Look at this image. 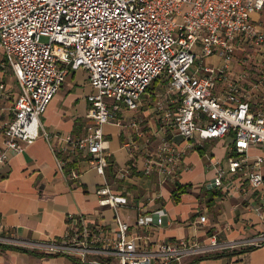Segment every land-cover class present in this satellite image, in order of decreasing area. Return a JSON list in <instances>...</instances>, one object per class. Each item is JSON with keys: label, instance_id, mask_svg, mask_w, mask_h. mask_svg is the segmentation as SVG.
I'll list each match as a JSON object with an SVG mask.
<instances>
[{"label": "built area", "instance_id": "2783aa9c", "mask_svg": "<svg viewBox=\"0 0 264 264\" xmlns=\"http://www.w3.org/2000/svg\"><path fill=\"white\" fill-rule=\"evenodd\" d=\"M259 13H264V0H0V52L20 87L11 116L0 120V164L8 153L20 155L47 136L41 116L69 74L83 69L95 91L88 97L86 116L92 123L78 138L54 136L60 151L86 153L90 166L104 175L109 166L104 125L123 126L117 118L121 106L139 111L143 96L156 82L154 109L161 140L154 154L145 151L144 175L156 169L170 179L180 168L184 152L168 138L169 132L181 136L189 149L195 146L193 139L203 144L233 136L226 166L206 154L214 174L211 185L222 188L226 177L237 176L238 184L262 191L264 206V160L249 154L252 147L264 145V101L252 108L241 86L246 74L229 82L239 45L264 53V32L252 20ZM213 56L222 58L221 66L206 63ZM223 82L228 83L225 93L216 95ZM253 88L264 89V74ZM142 123L140 117L133 118L128 127L149 144ZM134 156L125 173L115 172L117 179L138 168ZM60 167L65 163L60 161ZM70 177L77 178V172L72 170ZM97 195L99 206L114 212L108 231L106 224L69 216L63 239L33 248L47 256L74 257L82 264H187L188 259L214 255L225 246L235 249L264 242V235L257 242L228 244L216 235L204 241L155 242L154 228L168 222L165 209L147 211L138 205L131 224L120 215V209L129 205L128 197L107 184ZM205 222L206 216H200L196 225L201 228Z\"/></svg>", "mask_w": 264, "mask_h": 264}, {"label": "crops", "instance_id": "0c3cea01", "mask_svg": "<svg viewBox=\"0 0 264 264\" xmlns=\"http://www.w3.org/2000/svg\"><path fill=\"white\" fill-rule=\"evenodd\" d=\"M252 20L257 29L264 32V13L253 15ZM262 52L239 45L229 71V82L237 81L241 74L248 76L241 86L243 92L249 95L253 109L264 101V89L253 88L263 79ZM207 59L210 61L208 65L221 66L223 63L222 58L217 56ZM1 85L4 89H0V120H3L11 116L20 87L2 52ZM227 85L220 83L215 94L223 95ZM153 91L151 89L143 96L142 107L137 112L121 106L117 118L123 126L104 125V140L109 147L105 154L109 166L101 175L90 166L89 155L71 149L62 152L54 138L56 135L78 138L83 135L85 127L92 123L86 117L90 107L88 97L95 92L89 76L83 69L69 74L40 118L42 130L47 136L42 135L20 155L8 153L7 161L0 164V245L6 246V249H0V264H82L70 256H47L33 245L50 239H63L68 231L69 216L82 215L89 223L106 224L104 230L108 231L114 212L109 207H100L97 195L105 184L114 193L128 197L129 205L122 207L120 213L131 214L132 223L137 216L138 205H143L147 211L161 208L167 211L168 222L162 228H154L151 237L155 242L190 238L204 241L216 235L221 243L228 244L257 242L264 235V206L260 189L238 184L237 176L231 175L224 180V187L214 188L211 185L214 174L206 154L226 166L233 136L217 140L218 145L207 149L204 145L206 142L199 144L193 139L195 146L189 149L181 136L169 132L168 138L184 152L180 168L170 179L159 176L156 169L150 176L144 175L145 151L154 154L161 140V123L154 109ZM171 107L175 108L176 105ZM139 117L143 121L141 129L150 139L149 144H144L136 132L128 127L130 120ZM224 142L229 143L227 152L219 146ZM2 147L3 138L0 136V152ZM132 153L135 154L133 159L138 168L126 173L124 179H117L115 172L127 171L134 155ZM249 154L264 160V145L252 147ZM60 161L65 163L64 168L60 167ZM72 170L77 172V178L70 177ZM262 172L264 174V162ZM176 186L185 187L179 194L178 203L172 197ZM152 199L154 202L150 203ZM200 216H206L201 228L196 225ZM258 242L259 245L242 244L235 249L225 246L211 257L188 259L187 264H264V242Z\"/></svg>", "mask_w": 264, "mask_h": 264}, {"label": "rangeland", "instance_id": "374dc122", "mask_svg": "<svg viewBox=\"0 0 264 264\" xmlns=\"http://www.w3.org/2000/svg\"><path fill=\"white\" fill-rule=\"evenodd\" d=\"M184 9L186 10V7H185ZM42 42H47V39L42 38ZM205 61H206L207 64H210L209 59H206ZM78 76L80 77L81 75L78 74ZM204 145H205L206 149L209 148L210 146H211V148H212V147H213L212 145H218V141H217V140L208 141V142H206ZM219 146L222 147V148L224 149L225 152H227V149H228L229 143L224 142V143H222V144L219 145ZM207 151L209 152V154H211V153H210V150H207ZM226 160H227V159H226ZM120 214H121V217H122L125 221H127V222H129V223L132 224L131 221H132L133 218H132L131 214H126V213L123 212V211H121Z\"/></svg>", "mask_w": 264, "mask_h": 264}, {"label": "trees", "instance_id": "16d2710c", "mask_svg": "<svg viewBox=\"0 0 264 264\" xmlns=\"http://www.w3.org/2000/svg\"><path fill=\"white\" fill-rule=\"evenodd\" d=\"M156 85H157V83L155 82V83L153 84V86L150 88V90H151V89H155ZM150 90H149V91H150ZM184 189H185V187L176 186V187H175V190H173V192H172V197H173V200H174L175 203H178V202H179V194H180L181 191H183ZM178 192H179V193H178ZM8 248H12V247L9 246ZM0 249H6V246H4V245H0ZM16 249H18V248H16ZM208 257H211V256H208ZM212 257H217V256H212Z\"/></svg>", "mask_w": 264, "mask_h": 264}]
</instances>
